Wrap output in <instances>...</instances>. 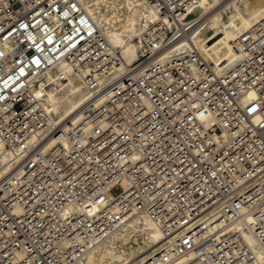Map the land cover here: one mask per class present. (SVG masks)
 Returning a JSON list of instances; mask_svg holds the SVG:
<instances>
[{"label":"built area","instance_id":"2783aa9c","mask_svg":"<svg viewBox=\"0 0 264 264\" xmlns=\"http://www.w3.org/2000/svg\"><path fill=\"white\" fill-rule=\"evenodd\" d=\"M143 1L126 63L78 0H0V264H74L140 215L165 239L146 264H264V16L215 64L203 0ZM62 61L87 92L64 121L35 92Z\"/></svg>","mask_w":264,"mask_h":264},{"label":"bare ground","instance_id":"6f19581e","mask_svg":"<svg viewBox=\"0 0 264 264\" xmlns=\"http://www.w3.org/2000/svg\"><path fill=\"white\" fill-rule=\"evenodd\" d=\"M78 2L126 63H133L138 58L139 35L157 19L147 4L143 0ZM195 15L206 16V26L194 42L207 60L222 64L234 59L236 37L264 16V0H203L194 6L188 18ZM49 81H55V90L45 89ZM35 92L45 93L44 106L61 121L77 118L87 96L80 77L66 61L55 65ZM13 158L0 140V174L9 170ZM122 185L126 187V181ZM247 238L251 245L256 244L253 237ZM164 241L163 232L148 216H136L74 264H146L158 255Z\"/></svg>","mask_w":264,"mask_h":264}]
</instances>
